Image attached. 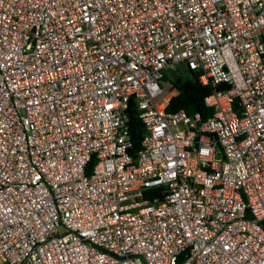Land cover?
<instances>
[{"label":"built area","instance_id":"1","mask_svg":"<svg viewBox=\"0 0 264 264\" xmlns=\"http://www.w3.org/2000/svg\"><path fill=\"white\" fill-rule=\"evenodd\" d=\"M0 264H264V0H0Z\"/></svg>","mask_w":264,"mask_h":264},{"label":"trees","instance_id":"2","mask_svg":"<svg viewBox=\"0 0 264 264\" xmlns=\"http://www.w3.org/2000/svg\"><path fill=\"white\" fill-rule=\"evenodd\" d=\"M199 73L185 69V72L174 76L173 85L177 95L172 97L166 106V111H176L183 109L188 115L193 116L198 113L202 121L212 116V110L204 104V98L211 91L209 86L202 85L198 80ZM127 126L134 149L138 152L143 136V128L133 106L127 110Z\"/></svg>","mask_w":264,"mask_h":264},{"label":"rangeland","instance_id":"3","mask_svg":"<svg viewBox=\"0 0 264 264\" xmlns=\"http://www.w3.org/2000/svg\"><path fill=\"white\" fill-rule=\"evenodd\" d=\"M177 69H178V73L174 74V76L178 75V74H182L185 72V67L183 64H179L177 65ZM181 72V73H180Z\"/></svg>","mask_w":264,"mask_h":264}]
</instances>
